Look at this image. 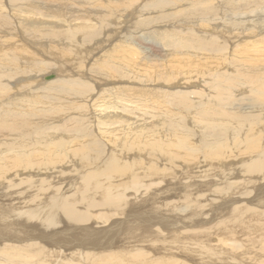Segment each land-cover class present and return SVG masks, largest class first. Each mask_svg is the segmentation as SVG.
Here are the masks:
<instances>
[{
    "label": "bare ground",
    "instance_id": "obj_1",
    "mask_svg": "<svg viewBox=\"0 0 264 264\" xmlns=\"http://www.w3.org/2000/svg\"><path fill=\"white\" fill-rule=\"evenodd\" d=\"M100 1L61 0L52 8L48 0V6L40 4L41 9L36 7L34 12L30 4L32 10L24 13L19 11L23 4L18 3L11 12L18 13L17 27L21 29H7L9 15L2 14L4 3L0 0V213L36 211L38 215L45 210L49 221L56 207L62 209L48 229V252L51 250L53 257L34 242L19 248L5 241L0 246V264H17L9 261L13 256L27 262L37 257L38 264H86L85 258L91 264H124L129 255L139 264H264V210L257 209L260 216L246 211L253 209L249 205L255 197L264 198V127L256 130L252 126L260 117L264 125V109L251 107L264 104V34L253 37L254 30L240 32H264V13L259 11L264 10V0H183V4L182 0H104L102 8L109 19L103 27L107 29H94L93 22L101 13ZM245 2L250 9L248 20L220 16L229 5L240 3L242 8ZM70 3L77 5L73 8ZM122 5L124 9H120ZM155 7L159 8L157 21L172 17L167 27L139 29L151 24L146 13ZM72 10L78 14L61 21ZM117 12L123 24L111 15ZM133 15L140 16L135 23L131 21L134 26L129 22ZM189 17L195 27L184 33L176 25ZM253 17L255 20L247 23ZM131 27L143 33L137 29L129 34ZM36 32L47 39L39 46L32 39ZM230 36L244 39L227 51L224 40ZM98 39L105 40L107 46H96L100 53L92 65L93 56L87 60L91 66L76 62L72 69L62 65L68 55L76 57V50L83 48L68 46L70 41L88 49ZM64 68L70 76L43 81L36 89L42 92L39 99L32 82L37 83L36 79L49 71L66 74ZM51 87L55 90L49 92ZM189 111L192 115H186ZM171 117L174 119L169 120ZM185 120L188 125L183 127ZM211 120L219 124L216 137L220 141H194L195 127L205 125V136L212 129ZM157 125L168 136L178 132L171 141L162 140L163 136L157 137ZM220 136L229 137L231 145L221 147ZM227 153L236 155L224 157ZM147 154L159 156L162 164H151ZM183 159L189 163L184 164ZM178 166L187 169L186 178H197L190 187L183 186V198L189 203L191 195L200 194L199 200L209 201L206 210H214V214L204 221L205 204L200 206L197 200L193 205L199 207L187 210L197 213L192 224L195 241L176 238L175 230H168L166 235L161 233L167 240L163 242L145 224L146 216L169 202L186 210V204L164 199L173 194L156 193L169 190L174 184L169 177L182 174L176 169L162 170ZM213 167L217 173L211 177ZM86 168L89 178L83 180ZM150 178L155 182H149ZM65 191L75 192L61 203ZM203 191L213 192L215 199ZM245 191L256 194L235 198L245 196ZM230 204L235 206L234 213ZM160 214L169 213L154 215ZM247 214L253 219L251 225H246ZM216 217L220 219L208 230L201 228ZM149 237L153 245L146 240ZM213 237L216 243L210 244ZM10 238L4 234V240ZM159 242L163 252L154 245ZM57 250L61 254H55ZM114 252L119 253L120 262ZM151 253L155 258H143Z\"/></svg>",
    "mask_w": 264,
    "mask_h": 264
},
{
    "label": "rangeland",
    "instance_id": "obj_2",
    "mask_svg": "<svg viewBox=\"0 0 264 264\" xmlns=\"http://www.w3.org/2000/svg\"><path fill=\"white\" fill-rule=\"evenodd\" d=\"M60 1L61 0H50V2H49V4H50V6L52 7V8H57L58 7V4H60ZM2 2L4 3V4H2V6H3V9L4 10H2V14L4 15V13H5V15L7 16V14L9 15V26H7L8 28L7 29H21L20 27L18 28L17 27V25H18V21H17V15H18V13H16V12H14V13H12L11 11L13 10V9H15L16 7L15 6H17L18 5V3H22L23 4V6L21 7V8H19V11H20V13H24L25 11H31L32 9H31V7L30 6H28V5H30V4H32V6H33V9H34V12H35V9H36V7H39L40 9H41V5L40 4H44L45 6H48V0H12V1H10V0H2ZM12 2V3H11ZM15 2V3H14ZM35 2V3H34ZM101 2V1H100ZM105 2L106 1H104V0H102V2L100 3V5H99V7L98 8H100V15L98 16V17H96V20L93 22L94 23V29H107V28H104L103 26H104V23H105V21H106V18L107 19H109V15L106 13V11L104 10V8H102V6L105 4ZM117 3H116V5H118V7H119V1H116ZM14 3V4H13ZM57 3V4H56ZM150 3H151V1H150ZM52 4V5H51ZM126 4H128V3H126ZM181 4H183V0L181 1ZM14 5V6H13ZM69 6H73V8H75V5H77V3H70V4H68ZM228 5V4H227ZM56 6V7H55ZM10 8V10H9V12H8V8ZM124 6L122 5L121 7H120V9H124L123 8ZM247 7V8H246ZM258 8H260L259 6H257ZM69 8V7H68ZM151 8V7H150ZM147 9V10H149V13H146V16H148V17H150V21H151V24L149 25V26H145V27H141V28H139V29H156L157 27H159V26H162V27H167V23L169 22V20H170V18L172 19V17H169V15H167L169 18H164L161 22H159V21H157L158 19H156L157 18V15H158V12H157V10L159 9V8H157V7H155V8H152V9ZM165 8V7H164ZM64 9V8H63ZM169 10V8H167L165 11H168ZM74 10H72L71 12H70V14L69 15H64V16H62L61 18V21H63L64 22V18H65V16L66 17H68V16H71L72 18H74V16L75 15H77L78 14V12H73ZM259 11H262V13H264V10L263 9H259ZM81 12H83V11H81ZM75 13V14H74ZM14 14H16V15H14ZM34 14V13H33ZM74 16H73V15ZM107 14V15H106ZM112 16H113V18H114V20L116 21V22H119V23H122V22H124V19H123V17L122 16H120V12H117V13H113V14H111ZM140 15V14H139ZM145 15V14H144ZM16 16V17H15ZM104 16V17H103ZM220 16L221 17H224V19L225 20H229V19H232V18H234V16L235 17H243V19H245L247 16H249L250 17V9H248V6H247V3L245 2V4L243 5V7L241 8V4L239 3L238 5H236V7H234V6H230L229 5V9L225 12V13H223V14H220ZM255 16V15H254ZM262 16H264L263 14H262ZM10 17H11V19H10ZM68 18V21L69 20H72V18ZM134 15L132 16V17H130L129 18V22H131V21H138L139 20V18H140V16H138V15H136L134 18ZM132 18V19H131ZM16 19V20H15ZM44 19V18H43ZM249 18L247 17V20H248ZM15 20V21H14ZM189 20H190V17L188 18V20H183L181 23H179V26H177L176 25V27H179L178 29H180V30H184V33H185V30L186 31H188V32H191L190 30L191 29H194L193 27H195V25H194V23L191 25V23L192 22H189ZM217 20V19H216ZM255 20V18L253 17L252 18V20L250 19V21L249 22H247V23H251V22H253ZM77 21L79 22V21H81V19L80 18H77ZM108 21V20H107ZM106 21V22H107ZM133 21V22H134ZM186 21H188L186 24H185V22ZM82 22V21H81ZM133 22H131L130 24L132 25V26H134V24H133ZM135 23V22H134ZM61 24H64V23H61ZM123 24V23H122ZM13 25H14V27H13ZM130 25V26H131ZM259 25H260V27H261V23H259ZM106 27V26H105ZM249 27V26H248ZM132 29H129V31H127L129 34H132V32H135V33H137V29L136 28H133V27H131ZM80 29V28H79ZM139 29H138V31H139ZM169 29V28H168ZM172 29V28H171ZM178 29H176V30H178ZM197 30V29H196ZM252 30H254L253 32H252ZM256 29H241V31L240 32H245V33H249L250 31L252 32V36L253 37H258V36H260V35H262V34H264V32H262V29H257L256 31H255ZM261 30V31H260ZM29 31V30H28ZM28 31H26L25 32V34L27 35V32ZM147 31V30H146ZM249 31V32H248ZM259 31V32H258ZM263 31H264V29H263ZM2 32V30L0 29V33ZM250 32V33H251ZM256 34H255V33ZM139 34L140 33H143L142 31H139L138 32ZM232 33H234V31H232ZM231 33V34H232ZM138 34V35H139ZM81 34H79L78 35V37L80 38V37H82V36H80ZM255 35V36H254ZM257 35V36H256ZM116 36V35H115ZM39 37H41L40 35H39V33H35V34H33V36H32V39H33V42L34 43H36L37 44V46H39L41 43H44V42H46V38H44V37H42V38H39ZM60 38H62V37H60ZM114 37H112V39H113ZM234 38V39H233ZM236 37H234V36H230L229 37V39H226V40H224V41H226L227 43H228V45H227V47H228V50L227 51H229V50H231V49H233V48H236V44L238 43V41L239 40H242V39H244V38H237V39H235ZM150 39H151V37H150ZM229 40V41H228ZM115 41V40H114ZM16 42V41H15ZM100 42V43H99ZM236 42V43H235ZM64 43H66V41L64 40ZM73 43V44H72ZM75 43H76V45H74V41L72 40V41H70L69 43H68V46H71L72 45V47H74V48H76V49H81L82 47V50H76V53L75 54H77V56L76 57H74L73 55V57L72 56H70L69 57V55L64 59V63L62 64V65H66V67H68V68H74L75 67V65H76V62H80L81 63V65L83 64L84 65V67L86 66V64H87V66H86V68L87 67H89V66H91L93 63H94V61L96 60V58H98L99 56H97L99 53H100V50L98 49H95V48H98V47H100L99 45L100 44H103V46H107V45H105L104 43H105V40H100L99 41V39H98V41H96V42H94L93 44H91L90 46H89V48L87 49L86 47H88V46H86V45H83V43H82V45H79V44H81L80 42H78V41H75ZM226 43V44H227ZM231 43V44H230ZM70 44V45H69ZM97 44V45H96ZM234 44V45H233ZM96 46H98V47H96ZM231 46H232V48H231ZM234 46V47H233ZM78 47V48H77ZM85 47V48H84ZM95 49H93V48ZM93 50H92V49ZM86 49V50H85ZM90 49V50H89ZM73 50V49H72ZM88 50V51H87ZM78 51V52H77ZM83 51V52H82ZM93 51H96V53H94ZM81 52V53H80ZM96 55H93V53ZM204 53V52H203ZM33 55H35V58H37V60H40L39 58H40V56L39 55H36V54H34V53H32ZM78 54L80 55V54H84V57L82 58V57H78ZM89 54V55H88ZM167 56L168 55H170V52L168 51L167 53ZM90 56H93V57H91L92 58V60L91 61H87V60H90L91 58H90ZM88 57V58H87ZM53 56L51 55L50 57H49V59L52 61L53 60ZM80 58V59H79ZM90 58V59H89ZM49 59H48V62H51V61H49ZM95 59V60H94ZM75 60V61H74ZM77 60V61H76ZM65 61H67V62H65ZM82 61V62H81ZM93 61V62H92ZM74 62V63H73ZM91 62H92V64H91ZM61 63V62H60ZM73 63V64H72ZM85 63V64H84ZM91 64V65H89V64ZM225 63H226V61H225ZM72 65H74L73 67H72ZM82 65V66H83ZM50 69H52L51 67H50ZM65 69V68H64ZM66 71H68L67 69H65ZM221 71H223V70H221ZM56 72V70H54V71H49L48 73H43V75H41V76H39V78H37L36 80L38 81L37 83H34V82H32L33 84L32 85H34L33 86V88H34V91H35V93L38 95V98L39 99H41L42 98V96H41V94H42V92L41 91H37L36 89H38V88H40V85H41V87H42V85H43V81H50V80H53V79H55V78H58V77H65V78H68L69 76H70V74H69V71L65 74V73H57ZM32 74V73H31ZM54 74V75H53ZM225 74V73H224ZM63 75V76H62ZM48 76H52V78L50 79V80H46V77H48ZM56 76V77H55ZM77 77V76H76ZM41 78V79H40ZM75 78V77H74ZM83 78V77H82ZM39 79V80H38ZM69 79H73L72 77L71 78H69ZM33 80V79H32ZM34 80H35V78H34ZM24 81H22V82H20V83H23ZM30 82V81H29ZM205 82H206V80H205ZM87 83V82H86ZM36 84V85H35ZM39 87H38V86ZM240 85H242V83H240ZM57 86H60V85H57ZM61 87V86H60ZM52 90H55V88L54 87H51L50 88V90H48L49 92H51ZM173 91V90H172ZM239 93V92H238ZM36 94H34V95H36ZM40 94V95H39ZM37 95L35 96L36 98H37ZM249 95V94H248ZM92 96V95H91ZM245 96H247V94H245ZM73 99V98H72ZM75 100V99H74ZM264 100V99H263ZM261 105V106H260ZM264 104H253V105H251V107L252 108H262V109H264V106H263ZM243 105H241L240 104V107H242ZM260 106V107H259ZM263 106V107H262ZM190 108V111L192 112V107H189ZM243 108V107H242ZM248 109H250V108H248ZM82 111H84V112H86V110H87V108L86 107H83L82 109H81ZM186 112V115H188V113H191V112ZM253 111V110H252ZM256 111H260V109L259 110H256ZM253 112H255V111H253ZM87 113V112H86ZM190 115H192V113L190 114ZM59 119H62V118H59ZM171 119H174V117H171L169 120H171ZM221 120V117L220 118H218L217 119V121H220ZM157 121V120H156ZM183 121V120H182ZM180 122V123H182L183 124V122ZM154 124V123H153ZM263 124V118L262 117H260V118H256V121H254V124H252V126H254L255 127V129L256 130H259L260 129V127L261 126H263L264 127V125H262ZM179 125V124H178ZM184 125V126H183ZM182 126L183 127H185V126H187L188 125V122L185 120L184 121V124H183ZM211 125H212V129H211V131H209L208 133L209 134H207V135H205V136H203V134H206L207 132H206V130H205V125H202V129H201V127H199V126H196L195 127V129L194 130H197V134L193 137V139H194V141H201L202 139H206V140H208V141H214V140H218V141H220V139L218 138V137H216V133L218 132V125L219 124H216V123H214L212 120H211ZM164 128V127H163ZM156 129H158L159 131H160V134L157 136L158 138H160L161 136H163V138H162V140H169V141H171L175 136H176V134H177V132H178V129H177V131H176V133L175 134H173L172 136H168V135H166L163 131H162V127H161V125H157V128ZM164 130V129H163ZM220 138H221V147L223 146V145H226V144H228V145H231V142H230V140H229V137H226V136H220ZM173 144L174 143H177L176 141H174V142H172ZM159 147H161V146H159ZM158 147V148H159ZM152 150V149H151ZM150 150V151H151ZM127 154H128V152H127ZM165 154H167V153H165ZM201 155V154H200ZM226 155H228V156H226ZM236 154H233V153H227V154H225L224 155V157H228V158H231V157H234ZM147 156V159L150 161V163L151 164H153L155 161L157 162V166H159V164H162V161H161V159L159 158V156H156V155H154V154H151V155H149V154H147L146 155ZM219 156H221L220 154L218 155V156H216V157H214V159H216L217 157H219ZM127 157H132V155H127ZM200 158H198V160H199ZM182 162L184 163V164H188L189 162H187V161H185L184 159L182 160ZM168 163V162H167ZM135 164V163H134ZM136 165V164H135ZM189 167H191V166H189ZM85 168V167H84ZM173 169H176V170H179L182 174L180 175V176H177V175H175V176H172V177H169V178H171V180H173L174 181V184H171V188L169 189V190H166V191H157L156 193H159V194H166V195H169V194H173V196H170V197H168V198H164V199H166V200H178V202H179V204L182 202V203H184V204H186V210H185V208H183V210H185V211H183L179 206H178V204L177 203H175V202H169V203H167L165 206H163V207H158V208H156L155 209V211H153L152 213H150V215H147L146 216V219H147V221H146V225L147 226H151L152 227V232H155V234L158 236V238L160 239V240H162L163 242H166L167 240H165L164 238H165V236L164 235H161V233L162 234H167V232L166 231H168V230H175V237L177 238V237H186V238H191L192 239V241H195V237H194V235H193V228H192V224H193V221H194V217L193 216H196L197 215V213H195V214H192L191 213V211H187L188 209H191V206H193V207H199V205H193V203L194 202H196L197 200H199V197H200V194H196V193H194L193 195H191V200H190V202L188 203V200H187V198H183V195H185L184 194V189H183V186L184 185H187V187H190L191 185H193V182L195 181V179L197 180V178H194V179H191V178H186V174H184V173H186L187 172V169L186 168H184V169H182V167H180V166H178L177 168L176 167H173V168H164L162 171H172ZM137 171L139 172V170L137 169ZM212 170H210V172H211ZM88 173H89V171H88V169L86 168V170H85V172H84V174H82V179L83 180H87L89 177L87 176L88 175ZM214 173H217V171H216V169H215V167H213V172H212V174H211V177L214 175ZM185 179V180H184ZM149 180V182H155V179L154 178H150V179H148ZM159 181V180H158ZM170 182V181H169ZM168 182V183H169ZM192 182V183H191ZM221 182V181H220ZM219 182V185H223L224 183H220ZM172 183V182H171ZM189 183V184H188ZM197 183H199V182H197ZM127 184H130V183H127ZM165 188H166V186H164ZM193 187V186H192ZM164 188V189H165ZM143 190V188H141V190L140 191H142ZM75 191H65V193H64V195L62 196V199H61V203H64L65 201H69L70 200V196H71V194L72 193H74ZM120 192H123V191H120ZM131 192H133V191H131ZM183 192V193H182ZM204 192H206L204 195H208L209 197H213V194H210V193H213V192H210V191H203L202 193H204ZM217 192L218 191H216V194H217ZM238 193L240 194L241 193V191H238ZM174 194H177V197L178 198H176L175 197V195ZM181 194H183V195H181ZM237 195V197H235V198H239V197H241V198H253V196H255V194H256V192H254V191H245L244 192V195L245 196H243V195ZM76 195H78V193H76L75 194V196ZM257 196V195H256ZM55 197V196H54ZM232 197V196H231ZM128 198H134V196H132V195H128ZM135 198H137L138 199V197H136L135 196ZM48 199H51L50 198V196H48ZM215 198L213 197V200H214ZM259 200H256V197L254 198V203H252L251 205H249L250 207H252L253 209L252 210H246V211H249V212H251L250 214H253V213H258L259 212V210H257V209H262V210H264V208L262 207V206H264V198H262V197H259L258 198ZM206 202H209V201H205V200H202V199H200L199 200V203H201L200 204V206L201 205H203V204H205V207H204V205H203V208H204V213H203V215L201 216L202 218H204V221H208L209 220V217H211L213 214H214V210H211V211H207L206 209H208L209 208V206H208V204L206 203ZM188 203V204H187ZM215 203V201H213L212 202V204H214ZM197 204V203H196ZM237 204V203H236ZM241 204V202L239 203V205ZM150 205H151V203H150ZM254 205V206H253ZM80 206V208L82 207V205H79ZM235 208V206H234V204L232 205V204H230V209H231V211H232V209H234ZM56 209H57V211L55 212V213H53L52 214V217H51V219L48 221L47 219H46V211L45 210H43V211H41L40 212V214H38V215H35V213L34 212H36V211H30V212H22V211H11V212H5V214H3V213H0V246L2 245V244H4L5 243V241H11L12 243H14V244H16V245H18V247L19 248H23L24 246H26L28 243H31V242H34L35 244H37V245H39V246H41V247H44V248H46V250H47V254L49 255V257H53V255H54V253L51 251V250H49V252H48V244L51 242L50 241V239H49V234H48V229L49 228H51L52 226H53V224H54V221H51L53 218H54V216L55 215H59V214H61L62 213V209H61V207L60 206H58V207H56ZM213 209V208H212ZM244 209V208H243ZM90 210L91 211H93V210H95V207H91L90 208ZM236 211V210H235ZM235 211H232L233 213L235 212ZM246 211H243V213L244 212H246ZM158 213H169V214H160V215H154V214H158ZM226 213H227V210H226ZM248 213V212H247ZM250 214H247V215H245V220H247V223L248 224H246V225H251L252 223H251V220H253L252 218H250L251 217V215ZM260 214H261V212H259V215H257V216H260ZM250 215V216H249ZM262 216H264V213H262L261 214ZM180 216H182V217H180ZM227 216V215H226ZM217 218H218V220L220 219L219 217H216V220H214L213 221V223H211L210 224V221L209 222H205V224L206 225H204V226H201V228H204V230H208L209 229V226H211L212 224H215L218 220H217ZM226 220H229V218L228 217H226ZM110 221H112V219L110 218ZM212 221V220H211ZM208 223H209V225H208ZM175 225H178V228H175ZM251 227H253V228H256L257 226L256 225H253V226H251ZM237 230V229H236ZM235 230V231H236ZM242 230V229H241ZM43 231H47L46 233H44ZM137 231V230H136ZM232 231H234V229H232ZM6 233H8L10 236H11V238L10 239H8V240H4L3 238H4V234H6ZM135 233L136 232H134V235H135ZM136 234H139V232L137 231V233ZM134 237V236H133ZM132 237V238H133ZM138 237V236H137ZM241 237H243L242 235H241ZM214 239H212L211 241H210V244H213V243H216V238L215 237H213ZM147 241H150L151 240V238L149 237V238H147L146 239ZM123 242H126V241H123ZM222 243H223V241H221ZM220 242V243H221ZM119 243V242H118ZM117 243V245H123V244H118ZM150 243H151V241H150ZM206 244H209V243H206ZM135 245H137V246H139V244L135 241ZM151 245H153L152 243H151ZM154 245H156V246H158L160 249H161V252H163V246H162V243L161 242H159V243H154ZM117 247V246H116ZM104 246L101 248V250L103 251L104 250ZM141 248H143V247H141ZM212 248V247H211ZM225 249L227 248V246L226 247H224ZM117 250H120V247L117 249ZM102 251H101V253H102ZM115 251V250H114ZM114 253H116V252H114ZM113 253V255H115ZM55 254H57V255H59V254H61V252H58V250L55 252ZM113 255H112V259H113ZM116 256H117V260H118V262H120L119 261V253H116ZM153 255H152V253L151 254H148V256L147 257H143L144 259L146 258L147 260H151L152 258H155L154 256L152 257ZM127 257H128V255H127ZM5 259V262H7L8 260H7V258H4ZM86 259V261H85V263L86 264H91V261L90 260H87V258H85ZM125 259V258H124ZM162 259V258H161ZM160 260V259H159ZM10 262H15V263H17V264H38V262H39V259L37 258V257H34L33 258V260L31 261V262H27L25 259H23V258H21V257H17V256H13V258H11L10 260H9ZM113 261V260H112ZM115 261H116V259H115ZM128 261H130L131 263H133V264H139V262L135 259V258H133V256H131V255H129V258L127 259V261L124 263V264H128ZM145 261V260H144ZM143 261V262H144ZM76 264H80V263H76ZM142 264H145V262L144 263H142ZM175 264H181V263H175Z\"/></svg>",
    "mask_w": 264,
    "mask_h": 264
},
{
    "label": "water",
    "instance_id": "obj_3",
    "mask_svg": "<svg viewBox=\"0 0 264 264\" xmlns=\"http://www.w3.org/2000/svg\"><path fill=\"white\" fill-rule=\"evenodd\" d=\"M50 78H52V76H48V77H46V79H50Z\"/></svg>",
    "mask_w": 264,
    "mask_h": 264
}]
</instances>
